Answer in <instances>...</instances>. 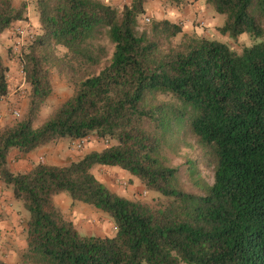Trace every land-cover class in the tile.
Returning <instances> with one entry per match:
<instances>
[{
  "label": "trees",
  "instance_id": "16d2710c",
  "mask_svg": "<svg viewBox=\"0 0 264 264\" xmlns=\"http://www.w3.org/2000/svg\"><path fill=\"white\" fill-rule=\"evenodd\" d=\"M145 1L119 10L99 0H0V35L26 19L30 2L38 23L20 56L25 111L0 128V183L28 214L19 264H264V0H205L224 16L221 35L258 39L239 52L195 35L175 44L181 27L167 20L139 33ZM102 28L113 51L100 69L105 53L93 41ZM57 67L72 74L71 94L34 127ZM8 91L0 55V97ZM180 133L213 171L211 185L193 179L200 194L183 189L166 157ZM93 135L114 144L63 166L9 170L11 150ZM97 166L123 170L163 199L119 196L95 177ZM60 193L108 216L113 236L80 235L53 202Z\"/></svg>",
  "mask_w": 264,
  "mask_h": 264
},
{
  "label": "rangeland",
  "instance_id": "374dc122",
  "mask_svg": "<svg viewBox=\"0 0 264 264\" xmlns=\"http://www.w3.org/2000/svg\"><path fill=\"white\" fill-rule=\"evenodd\" d=\"M22 1L25 2L24 0H20L17 3L19 4ZM99 1L119 10H121L122 6L125 4L124 0H99ZM161 2H163L162 6L163 7L166 6L167 8L171 7L172 3H176L173 2V0H161ZM31 3L32 2H30L28 6L31 5ZM32 5L35 8V4L32 3ZM220 17L224 19L223 15H220ZM145 18L146 17L143 16L139 17L138 27L136 29L139 33L142 30L146 29L147 26L149 25L145 22ZM149 19L150 22H152L151 18ZM194 25L199 26L197 23H194ZM31 31H32V27H31ZM37 33L38 32L35 33L33 32L34 36H36ZM181 36L182 35H179L176 38H174L173 42L175 44L178 43L181 39ZM225 36L228 37V40L226 41L228 46L238 52L243 46H251L253 43L258 42V39L255 40L248 35H240L236 40H232L228 35ZM13 37L15 38L16 41L19 39L16 36V32H14ZM26 43L27 42H25L22 46H20L21 49L18 48L17 50H13V46L12 48L11 46L10 48H8L7 46H5L3 43L0 42V55L3 56L5 59L9 58L10 60L13 59L14 57L16 58L17 55L21 56L22 49L26 45ZM93 43L95 46H99L104 49L105 59L102 60V64L100 67L101 69L106 64L108 59L111 57L113 51V45L109 42L105 28L99 30V34L97 35V38L93 41ZM62 53L63 52L58 51L56 53V56L59 57L61 56ZM16 63H18L17 66L20 65V58ZM99 70H97V72ZM18 75L16 76L18 82L14 84V86L11 87L10 90L11 93L13 92L11 96V100L6 101L5 103L2 104L3 105L2 107L5 110L4 125H12L16 121L20 120L25 111L28 90L25 89L26 85L24 87L21 86V84L24 85V79L23 76L19 74V71H18ZM71 75L72 74H70L66 69L63 68L57 67L52 71L53 93L49 97V101L47 100L48 104H46L47 103L46 102L45 103L46 105L44 104V106L41 107L42 112H39V115L37 116L33 124L34 127H38L44 121V119L47 117L46 114L47 112H51L59 103L63 102L66 98L70 96L72 91L71 89L72 86L69 79ZM9 79L10 78L8 77V85H9ZM13 110L19 112V117H14L12 115ZM90 137L92 139H89L87 141L85 140L82 149L75 150L71 147L70 148L76 152H81L88 142L93 143L94 145L98 144L99 148L101 147V150L114 144L113 141H109L107 143L103 140H99L94 135ZM171 139L172 137L169 138V140ZM170 143H174V144L166 152V157L168 159L169 166L179 169V175L183 183V189L186 192L200 194V192L193 187L192 181L193 179L196 178V179H200V181L206 185H211L213 183L212 168L208 167L206 163L203 162L202 155L200 153L201 151L198 145L195 143V140L192 137H190V135H188L187 133H180L176 135L175 138ZM70 160H71L70 158L67 159L65 164L70 162ZM190 166L195 168L196 174L194 177H190L189 175ZM119 171L120 169L118 170L117 173H109V172L97 171V170L94 172L93 170V173L95 177L98 178L99 180H105V181L107 180L105 184L110 190L121 189L122 194L128 200L140 201L141 203L150 206H155L157 202L163 199L160 195L145 190L144 186L138 180L135 179L136 184H134L133 181L129 180L128 178L125 179L123 177H120L118 175ZM108 177L110 178V182L113 183V186L109 184ZM14 206L15 207L10 215H8L4 210H2V214H4L3 217L9 219L11 218V215H14L16 220L15 226H13V224L10 225L11 230L5 231L4 229H0V261L5 264H19L20 253L24 250L23 247L25 246L24 221L26 219H24L22 215V210H21L22 205L19 206L15 204ZM84 207H86L84 209H86L88 212H91V213H87L89 215L91 214L89 220H83L82 215H85L86 212L83 211L82 209L74 213L75 217L73 213L69 211L71 208L67 210L65 213H63V216L66 220L72 219V223L74 227L82 236H99V237L113 236V228L111 224L112 221L110 222V218L108 216L94 217L93 214L101 215L100 211L96 210L91 206L85 205ZM24 213L25 215L28 216L25 210ZM1 220H3V218ZM14 230L16 232H14Z\"/></svg>",
  "mask_w": 264,
  "mask_h": 264
},
{
  "label": "crops",
  "instance_id": "0c3cea01",
  "mask_svg": "<svg viewBox=\"0 0 264 264\" xmlns=\"http://www.w3.org/2000/svg\"><path fill=\"white\" fill-rule=\"evenodd\" d=\"M15 4V6H18L20 0H12ZM126 5L130 4V0H124ZM163 2L161 0H146L143 8H144V14L143 17H149L151 18V21H161V20H167L171 23L177 24L181 27V35H195L198 37H204L209 40L218 41L220 43H226L228 40V37L225 35H221L218 32V29L223 26L224 19L220 17V15L216 14L213 9L206 4L205 0H178L177 3H172L171 7L167 8L166 6H162ZM174 5V7H173ZM35 8L32 5L27 6L26 8V19L21 22L14 23L9 29L4 31L0 35V42L3 43L8 48H12L13 50H17L22 46L24 43L22 41L28 42L26 34L19 35L18 30H23L25 27V23H30L32 27V31L38 32V23H37V15L36 11H34ZM141 16V17H142ZM139 20V19H138ZM194 23H197L199 26L194 25ZM202 23V24H201ZM35 30V31H34ZM14 32H16L17 38H19L17 41L13 37ZM17 46H16V45ZM21 52V51H20ZM12 57V56H11ZM10 57V58H11ZM5 65L8 68V77L9 79V85H8V96L10 97L13 94L11 93V87L14 86L18 82L17 75L18 71L20 74L21 67L20 65L17 66L18 60L20 58L19 55L14 57L13 59H5L2 56ZM19 76V75H18ZM20 81V79H19ZM22 87L25 86V84H21ZM25 89L28 90V88L25 86ZM49 101V99H48ZM48 101L46 104H48ZM45 104V105H46ZM3 106V105H2ZM1 106L0 108V127L4 126V117H5V110ZM3 109V110H2ZM42 112V109L40 110ZM50 112H47V116ZM92 139L91 137H88L84 140H77V141H71L69 139H61L58 142L55 143H49L43 147H40L26 155H21L15 150H11L8 154L7 161H8V167L11 173L13 174H24L26 172H29L33 167L37 166L39 163L49 166H63L66 163L67 159H71L70 161H74L75 159L81 158L85 154H88L92 151H100L101 147L99 148V145H94L93 143H87L84 147V149L81 152H76L72 150V145L85 140ZM71 147V148H70ZM104 171L109 173H117L119 169L114 167H106V166H97L94 169L95 171ZM120 177L128 178L129 180L133 181L134 184H136V180L133 179L127 172L120 170L119 174ZM98 179V178H97ZM99 180V179H98ZM109 184L113 186V183L110 182V178L108 177ZM101 183H106L107 180H99ZM106 185V184H105ZM115 189V188H114ZM112 192L118 194L119 196H122L126 198L123 194L121 189L120 190H111ZM127 199V198H126ZM54 204L60 209L62 215L67 210L71 211L75 217L76 211L83 210L86 212L85 215H82L83 220H89L91 213L88 212L85 205L81 203H73L71 199L65 194L60 193L56 195L53 198ZM17 204L21 206V204L17 201H15L12 197L11 190L6 188L3 183H0V229L11 230L10 225L13 224L15 226V216L11 215V218L7 219L3 217L4 214H2V210H4L8 215H10L14 209V205ZM12 207V208H10ZM22 215L24 219H27V215L24 213V209L21 206ZM101 215L93 214L94 217H100V216H106L105 214L101 213ZM73 217V216H72ZM70 222H72V219H69ZM111 222V219H110ZM112 224L113 228V234H114V225ZM14 232H16L14 230ZM25 248V246L23 247Z\"/></svg>",
  "mask_w": 264,
  "mask_h": 264
},
{
  "label": "built area",
  "instance_id": "2783aa9c",
  "mask_svg": "<svg viewBox=\"0 0 264 264\" xmlns=\"http://www.w3.org/2000/svg\"><path fill=\"white\" fill-rule=\"evenodd\" d=\"M25 2H28L29 0H24ZM145 22L149 23L150 19L149 18H145ZM202 24V23H201ZM25 27L23 30H18L19 35H24L26 34L28 41H31L34 38V34L31 31V25L29 23H25ZM26 41V40H25ZM23 43H25L24 41H22ZM21 67V66H20ZM20 74L22 75V70L20 71ZM6 101H10V97L8 96V94L5 97H0V107L2 106L3 103H5ZM12 115L14 117H19V112L16 110L12 111ZM84 145L83 141H79L75 144L72 145V148L75 150H80L82 149Z\"/></svg>",
  "mask_w": 264,
  "mask_h": 264
}]
</instances>
